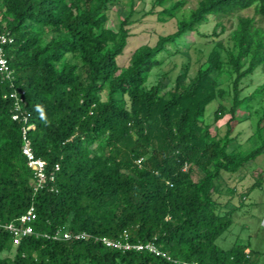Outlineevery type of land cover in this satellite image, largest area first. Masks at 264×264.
Returning <instances> with one entry per match:
<instances>
[{"label":"trees","instance_id":"obj_1","mask_svg":"<svg viewBox=\"0 0 264 264\" xmlns=\"http://www.w3.org/2000/svg\"><path fill=\"white\" fill-rule=\"evenodd\" d=\"M186 1L152 0L142 12L124 0L113 28L108 11L123 0H0L10 71L0 69V223L23 226L22 214H36L34 232L18 243L0 226V264H261L249 243L216 240L264 182V166L238 204L215 194L224 174L264 153V28L256 23L264 0H196L183 9ZM249 8L252 15L240 14ZM135 12L175 19L174 30L151 28L154 42L121 64ZM210 18L212 31L200 32ZM191 33L213 44L189 75ZM177 54L186 60L172 78L162 66ZM256 72L263 81L246 93L242 84ZM13 91L23 98L17 112ZM226 115L224 133H212ZM249 120L243 148L244 131L234 130ZM24 136L44 162L38 188Z\"/></svg>","mask_w":264,"mask_h":264},{"label":"rangeland","instance_id":"obj_2","mask_svg":"<svg viewBox=\"0 0 264 264\" xmlns=\"http://www.w3.org/2000/svg\"><path fill=\"white\" fill-rule=\"evenodd\" d=\"M126 1V0H125ZM152 0H136L137 9H143L142 12L147 11L151 6ZM196 0H187L183 9L194 7ZM126 4L123 0L121 4H114L111 9L108 11V26L116 28L118 25L119 15H123L126 12ZM142 12H135L132 16L134 23L130 25L132 27L131 36L129 37V42L125 48V52L120 57V63L125 64L128 62L131 50L141 44L154 42L155 37H149L148 32L151 28L160 31L161 29H167L168 31L174 30L175 19H170L165 24L159 23L155 16H146L141 17ZM181 13V12H180ZM242 15H252V8L243 10L240 12ZM236 16L231 18L232 23H235ZM140 19V21H139ZM137 20V21H136ZM259 26L264 28V21H261L257 18L256 22ZM227 26L230 25V22L225 23ZM214 26V19L210 18L208 22L200 26L199 31L203 33H210L212 27ZM223 38L224 41H227V36ZM207 41V42H206ZM183 48L190 46L189 54L191 61V69L189 75H192L196 68V59L198 56L200 59L206 56L208 50L213 44V40L210 38L202 37L198 33H191L187 35L186 41L184 42ZM202 48V49H200ZM186 60V56L177 54L170 58L162 68L164 70L171 69V77L174 78L176 73L181 71L180 63ZM153 75L151 79H153ZM263 81V77L260 73H255L250 78L245 79L242 86H245V92H251L256 85L260 84ZM172 85V82L169 81L168 87ZM217 105V102H211L206 109V114L211 112ZM229 115H226L224 118L220 119L218 122L212 124L211 132L219 131L220 134H223L225 131V121ZM234 124V122H233ZM238 130H243L242 133V147L246 148L249 146L247 137L253 132V127L251 121H245L242 124L238 125L234 133ZM264 166V153L259 155L252 163L247 164L244 168L240 169L235 174H224L221 179V194L215 197L221 202H225L230 199L232 204H238L239 195L245 192L248 187L254 182V179L257 175V172L261 167ZM235 186V193H230V188ZM217 244L223 248H228L236 242L249 243L252 249L258 251L254 254V257L259 260L261 264H264V182L260 187H255L250 193L245 197L243 204L239 209H237L232 215V222L230 227L225 233L216 240ZM247 251V250H246ZM4 252H0V255H4Z\"/></svg>","mask_w":264,"mask_h":264},{"label":"built area","instance_id":"obj_3","mask_svg":"<svg viewBox=\"0 0 264 264\" xmlns=\"http://www.w3.org/2000/svg\"><path fill=\"white\" fill-rule=\"evenodd\" d=\"M7 41V37L6 35H4L3 33H0V42L4 43ZM0 69L7 72V74L10 73L8 66L6 64V59L3 57V53H2V48L0 47ZM10 97H13L15 99L14 102V106H15V110L16 112L20 109L21 103L23 101V98L21 96H18L17 93L15 91L11 92ZM14 112L12 114V118L15 119L18 117V114ZM24 120H26V117L23 118ZM30 125H27L26 127H22L23 132L26 131V129L30 128ZM22 152L28 157V164L35 170L36 174V183H35V188H38L39 186L42 185V183L45 181V174L43 173L42 169L44 166V162L41 159H35L33 158V155L31 154V149H30V143L29 140L26 139V137L24 136V143L22 145ZM56 168L57 165H55ZM36 218V214L33 211V208L30 207V209H28L24 214H22L20 216V223H25L23 226L21 225H16L14 223H6V224H1L0 226H2L4 229L8 230L9 232L12 233L13 235V240L14 243H18L20 241V237L21 236H26V235H31L34 231H33V227L30 224L34 219ZM69 238L70 234L68 232H63L62 234H60V232H57L54 235V238ZM124 247H129V245H125ZM143 245H137V248H142ZM144 247H148L149 249H153V246L146 244L144 245Z\"/></svg>","mask_w":264,"mask_h":264}]
</instances>
